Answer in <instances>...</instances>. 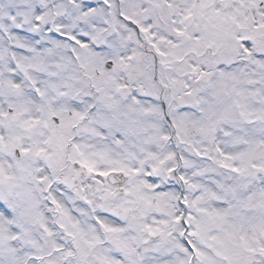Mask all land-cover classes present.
<instances>
[{"label":"snow or ice","instance_id":"obj_1","mask_svg":"<svg viewBox=\"0 0 264 264\" xmlns=\"http://www.w3.org/2000/svg\"><path fill=\"white\" fill-rule=\"evenodd\" d=\"M0 264H264V0H0Z\"/></svg>","mask_w":264,"mask_h":264}]
</instances>
